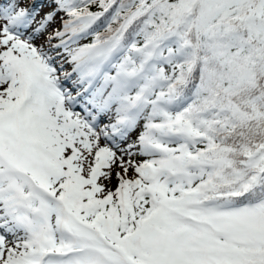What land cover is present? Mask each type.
<instances>
[{"label":"snow or ice","instance_id":"6c2138e0","mask_svg":"<svg viewBox=\"0 0 264 264\" xmlns=\"http://www.w3.org/2000/svg\"><path fill=\"white\" fill-rule=\"evenodd\" d=\"M0 264H264V0H0Z\"/></svg>","mask_w":264,"mask_h":264}]
</instances>
